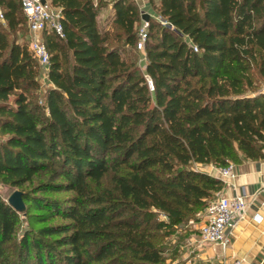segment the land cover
Wrapping results in <instances>:
<instances>
[{
	"label": "trees",
	"instance_id": "trees-1",
	"mask_svg": "<svg viewBox=\"0 0 264 264\" xmlns=\"http://www.w3.org/2000/svg\"><path fill=\"white\" fill-rule=\"evenodd\" d=\"M48 1L65 39L42 34L43 88L0 0V185L26 206L0 193V264L182 262L179 230L224 188L194 166L264 159V0H148L143 62L135 0Z\"/></svg>",
	"mask_w": 264,
	"mask_h": 264
},
{
	"label": "built area",
	"instance_id": "built-area-1",
	"mask_svg": "<svg viewBox=\"0 0 264 264\" xmlns=\"http://www.w3.org/2000/svg\"><path fill=\"white\" fill-rule=\"evenodd\" d=\"M19 2L29 27V49L41 67V86L44 88L50 84L48 80L50 55L42 40V34L44 31H51L58 39H65L62 13L60 9L51 6L48 0H19ZM140 11L143 15L148 14L162 22V19L155 16L151 11L145 8L140 9ZM0 24H5L4 11L1 4ZM147 29L148 22L142 19L137 42V49L143 53L141 62L145 61L144 46L148 38ZM194 50L197 51L195 46ZM146 80L150 90H153L152 81L147 75ZM212 167L214 166L212 165ZM219 174L224 184H229V180L235 177L232 172V165L227 168H219ZM254 199H256V196L253 197ZM250 203V195L245 188H242L239 193L231 197L217 196L210 201L205 210L199 229V237L192 240L200 247H219L225 251L230 244L231 233L246 219ZM233 264H242V261H235Z\"/></svg>",
	"mask_w": 264,
	"mask_h": 264
},
{
	"label": "crops",
	"instance_id": "crops-1",
	"mask_svg": "<svg viewBox=\"0 0 264 264\" xmlns=\"http://www.w3.org/2000/svg\"><path fill=\"white\" fill-rule=\"evenodd\" d=\"M135 1L140 9L150 11L148 0ZM110 13V5L100 12L99 21L105 26L109 25L106 20ZM200 170L221 179L217 167L200 166ZM232 172L235 177L229 180V184H224L217 196L231 197L245 188L251 201L246 219L231 233L230 244L225 251L219 247H200L192 240L198 238L199 233L194 234L188 243L191 248L189 257H183L178 264H233L235 261L264 264V159L232 164ZM254 196L256 199L253 200Z\"/></svg>",
	"mask_w": 264,
	"mask_h": 264
},
{
	"label": "rangeland",
	"instance_id": "rangeland-1",
	"mask_svg": "<svg viewBox=\"0 0 264 264\" xmlns=\"http://www.w3.org/2000/svg\"><path fill=\"white\" fill-rule=\"evenodd\" d=\"M142 55H143V53H142ZM40 81H41V77H40ZM260 88H261V90L264 91V82L260 84ZM194 168L195 169L196 168L200 169V166H194ZM0 193L6 199H8V197L11 195L10 192L6 188H3L1 185H0ZM204 214H205V211H202L201 213L198 214L199 222L190 221L188 224L184 225L183 228L179 230V235L183 236V235H186V233H187V234L190 235V237H189V239H190L194 234L199 233L200 225H201V222L203 220ZM24 227H27V223L25 221H24V223L22 224V226L20 228L23 229ZM189 239H188V241L183 240V245H182V248H181V250H182V256H181L182 260L184 258H186L187 256L189 257L188 254H189V251L191 250L190 245L188 244L189 243ZM175 241H178V239H176V240L174 239V242ZM184 242H185V244H184Z\"/></svg>",
	"mask_w": 264,
	"mask_h": 264
},
{
	"label": "water",
	"instance_id": "water-1",
	"mask_svg": "<svg viewBox=\"0 0 264 264\" xmlns=\"http://www.w3.org/2000/svg\"><path fill=\"white\" fill-rule=\"evenodd\" d=\"M143 19L148 21L149 15L144 14ZM9 205H11L18 213H23L26 209L25 203L23 201L22 192L19 190L14 191L7 199Z\"/></svg>",
	"mask_w": 264,
	"mask_h": 264
}]
</instances>
